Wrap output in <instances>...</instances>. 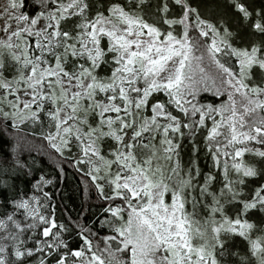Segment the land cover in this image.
<instances>
[{"label":"snow or ice","instance_id":"1","mask_svg":"<svg viewBox=\"0 0 264 264\" xmlns=\"http://www.w3.org/2000/svg\"><path fill=\"white\" fill-rule=\"evenodd\" d=\"M229 2L264 37V4ZM28 3L7 0L0 10V121L38 129L55 154L87 168L108 202L100 225L109 234L81 227L72 245L54 210L6 197L0 228L12 244H0V264H264V223L248 218L264 213V39L234 44L243 37L193 0ZM155 13L166 29L147 18ZM103 65L110 74L100 75ZM202 92L219 102L200 103ZM158 93L167 99L150 101ZM201 129L218 174L182 163V141L191 137L195 155ZM25 167L18 156L0 159V196ZM48 183L41 176L35 186ZM38 224L42 238L31 235Z\"/></svg>","mask_w":264,"mask_h":264},{"label":"trees","instance_id":"2","mask_svg":"<svg viewBox=\"0 0 264 264\" xmlns=\"http://www.w3.org/2000/svg\"><path fill=\"white\" fill-rule=\"evenodd\" d=\"M244 3L250 10L260 7L264 4V0H240ZM155 3V0H153ZM194 5L200 4L201 14L205 18L212 19L214 22L218 21L220 16L228 23L229 27L238 32L242 40L237 41L233 39L234 44L238 46L249 45L254 41H259L264 39L261 34L254 32L251 29V25L244 24L242 14L239 13L229 0H193ZM31 8V3L26 5L25 10ZM173 13H169L171 16ZM160 13H155V15H150L147 18L150 22H157L160 27L166 29L167 26L163 24L162 20L157 19ZM252 19H255V13L253 12ZM179 30V26H175ZM195 32V29H193ZM106 44V43H105ZM100 75L110 74L111 68L108 65H103L98 70ZM257 79L260 78L258 70ZM155 98L167 99L163 93L153 94L150 97V101H154ZM222 98H226L222 97ZM200 103H218L219 99L213 94L200 93L197 97ZM175 113V109H172ZM146 114L150 115V108L146 110ZM179 114V113H176ZM182 115V114H181ZM210 125V121L208 122ZM5 122L0 121V159L3 158L5 154L9 157V160L18 156L26 167L18 172L10 173L7 177L9 183L13 185L5 191V194L0 196V205H3L5 198H13L18 196H23L24 198L30 197L32 195L38 198V203L42 206L41 211L45 214H51L54 210L55 218L58 223H63L68 228V231L63 234V238L71 243L72 245H78L80 239L78 232L81 227L84 229H91L92 231H100L101 235L109 234V229L100 225V220L104 216H108L109 213L104 211L108 206V202L100 199L98 197L97 191L94 185L91 184L90 178L85 175L87 168L84 171H79L72 162L60 157L55 154L60 161L61 166L53 164L45 154L34 153L31 150H27L24 147L15 144L14 140L11 138L10 134L20 133L29 139L37 140V142L47 143L39 134L38 129L33 130L31 126H19L17 129L5 128ZM187 131V130H185ZM206 134L205 129H201L197 134L196 143L198 145V151L193 154L191 137H186L181 144V160L185 167L195 159L201 169V173H206L209 170L213 171L214 174H218V170L212 165L211 156L207 154L204 147L203 137ZM109 143H112L109 141ZM107 146H105V151ZM245 159L249 162H254L257 158L251 156L250 154H245ZM44 176L50 181L48 184H41L40 188H37L36 182ZM202 182V176L200 177ZM254 183V182H253ZM2 187V186H0ZM47 192L48 196L45 197L44 193ZM116 203H120L117 199ZM189 211H191V204L187 205ZM13 211L11 205L7 208V214H11ZM231 214V209L229 208ZM6 210L4 207H0V219H4ZM206 214V213H205ZM16 219L24 223L22 216L17 215ZM250 220H254L258 225L264 223V213L253 212L248 217ZM12 231L14 228L9 225ZM258 227L253 233L255 237L259 232ZM87 234V233H86ZM28 232H25L21 236L22 240H25L28 246L34 244V240H28ZM31 235L35 238H42L40 235V226L38 224L36 229L31 230ZM234 248H238L242 253L247 251V241L243 240L239 236H235L230 241ZM6 244L11 247L12 241H5Z\"/></svg>","mask_w":264,"mask_h":264},{"label":"rangeland","instance_id":"3","mask_svg":"<svg viewBox=\"0 0 264 264\" xmlns=\"http://www.w3.org/2000/svg\"><path fill=\"white\" fill-rule=\"evenodd\" d=\"M7 5V0H0V10L3 9V7H5ZM193 33H195L192 30ZM0 35H2V33H0ZM106 43V40H105ZM202 93H207V92H202ZM209 94H212L209 92ZM151 114V111H150ZM11 138L14 140L15 144H17L18 146L24 147L27 150H31L34 153H39V154H45L46 157L55 165L61 166L59 158L55 155V153L53 152V150H51L47 143H43L42 142H37V140H33V139H29L26 136L22 135V134H18V133H12L10 134ZM35 197L36 200L33 201V203H37L38 202V198L34 195L27 197V198H33ZM5 235V229L0 228V244H5V240L3 239Z\"/></svg>","mask_w":264,"mask_h":264}]
</instances>
